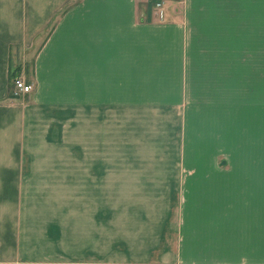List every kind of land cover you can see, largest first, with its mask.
I'll list each match as a JSON object with an SVG mask.
<instances>
[{"label":"crops","instance_id":"0c3cea01","mask_svg":"<svg viewBox=\"0 0 264 264\" xmlns=\"http://www.w3.org/2000/svg\"><path fill=\"white\" fill-rule=\"evenodd\" d=\"M0 264H264V0H0Z\"/></svg>","mask_w":264,"mask_h":264},{"label":"rangeland","instance_id":"374dc122","mask_svg":"<svg viewBox=\"0 0 264 264\" xmlns=\"http://www.w3.org/2000/svg\"><path fill=\"white\" fill-rule=\"evenodd\" d=\"M165 22V18L163 21ZM32 55H29V61H31ZM240 116H244L243 110L241 112L238 111V118ZM244 120L241 121L237 128V133L235 135L227 133V128L222 131V140H221V148H220V159L221 161H225V166H223L226 170L229 168L228 161L230 158H235L237 161V165H233V168H236L238 172H244L245 166L243 164V160L245 157V148H244ZM126 132H125V147L123 149V153L125 157H133L136 156V126L133 127V119L129 120V125L126 126ZM134 130V131H133ZM230 138V139H229ZM230 140V141H229ZM233 141H236L237 148L235 152L233 151V148L231 149L228 147L230 143L231 146L233 145ZM135 148V149H134ZM121 152V151H120ZM192 152V151H190ZM195 152V151H194ZM121 155V154H120Z\"/></svg>","mask_w":264,"mask_h":264},{"label":"built area","instance_id":"2783aa9c","mask_svg":"<svg viewBox=\"0 0 264 264\" xmlns=\"http://www.w3.org/2000/svg\"><path fill=\"white\" fill-rule=\"evenodd\" d=\"M155 8L157 10L158 18L163 21L165 18V10L163 2L158 1L155 3ZM14 95L28 94L32 91V86L27 84L25 80L21 77H16L13 81Z\"/></svg>","mask_w":264,"mask_h":264},{"label":"trees","instance_id":"16d2710c","mask_svg":"<svg viewBox=\"0 0 264 264\" xmlns=\"http://www.w3.org/2000/svg\"><path fill=\"white\" fill-rule=\"evenodd\" d=\"M16 71L14 70V71H12V73H11V78H12V84H13V81H14V79L17 77V76H15V73Z\"/></svg>","mask_w":264,"mask_h":264}]
</instances>
